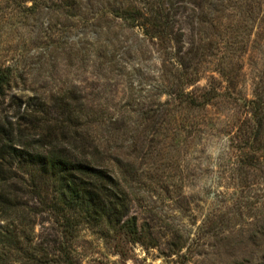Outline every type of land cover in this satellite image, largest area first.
I'll return each instance as SVG.
<instances>
[{
  "label": "rangeland",
  "instance_id": "374dc122",
  "mask_svg": "<svg viewBox=\"0 0 264 264\" xmlns=\"http://www.w3.org/2000/svg\"><path fill=\"white\" fill-rule=\"evenodd\" d=\"M2 68L0 117L79 118L136 222L65 228L28 185L0 218L8 264H264V127L253 158L235 142L264 88V0H0Z\"/></svg>",
  "mask_w": 264,
  "mask_h": 264
},
{
  "label": "trees",
  "instance_id": "16d2710c",
  "mask_svg": "<svg viewBox=\"0 0 264 264\" xmlns=\"http://www.w3.org/2000/svg\"><path fill=\"white\" fill-rule=\"evenodd\" d=\"M146 15V24L153 29L149 33L168 34L164 14L153 12ZM7 83L8 75L2 68L0 97L4 95ZM263 94L264 88H261L249 101L250 117L242 121L243 127H238L235 134L236 146L248 147L252 158L256 151V147L252 149L253 144L258 140L261 142L264 127ZM188 103L207 102L191 97ZM42 114L40 120L29 112L16 120L0 117V218L18 211L20 190L25 193L29 185L28 192L39 197L40 205L61 217L65 228L72 223L71 218L95 223L103 220L134 236V218L124 219L128 217L126 193L104 161L96 156L98 150L94 142L89 133L83 131L87 129L85 124L77 118L72 125L73 119L69 115L67 119L51 116L48 106ZM24 174L30 178H25ZM41 184L49 185L50 198L40 195ZM19 250L12 230L0 223V264H8L15 258L14 252ZM24 252L25 257L32 256Z\"/></svg>",
  "mask_w": 264,
  "mask_h": 264
}]
</instances>
